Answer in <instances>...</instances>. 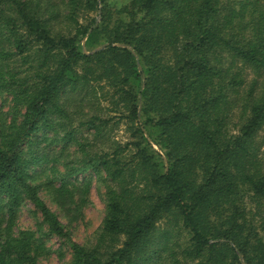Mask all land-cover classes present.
Instances as JSON below:
<instances>
[{"label": "trees", "instance_id": "trees-1", "mask_svg": "<svg viewBox=\"0 0 264 264\" xmlns=\"http://www.w3.org/2000/svg\"><path fill=\"white\" fill-rule=\"evenodd\" d=\"M0 96V264H264V0H0Z\"/></svg>", "mask_w": 264, "mask_h": 264}, {"label": "rangeland", "instance_id": "rangeland-1", "mask_svg": "<svg viewBox=\"0 0 264 264\" xmlns=\"http://www.w3.org/2000/svg\"><path fill=\"white\" fill-rule=\"evenodd\" d=\"M107 1L111 5L118 7L129 0ZM251 76L252 73L249 71L248 79ZM8 107L9 99L6 96H0V111H7ZM121 133L119 132L118 135ZM255 143L264 155V128L258 132ZM93 182L88 204L83 208L80 217L72 222L68 221L65 213L51 202L49 196L44 191L40 193L41 198L58 216L60 222L68 231L69 237L80 244L92 243L104 216V190L101 184ZM39 221V215L35 212L33 205L25 200L16 210L14 231L31 230L35 232V237L39 238L45 247L43 254L38 259L41 264H67L70 259V249L67 243L61 237L46 234V228L38 226Z\"/></svg>", "mask_w": 264, "mask_h": 264}]
</instances>
